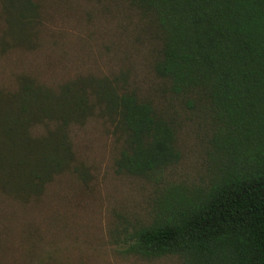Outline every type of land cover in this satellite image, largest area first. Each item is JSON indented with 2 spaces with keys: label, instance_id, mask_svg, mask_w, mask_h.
Listing matches in <instances>:
<instances>
[{
  "label": "trees",
  "instance_id": "16d2710c",
  "mask_svg": "<svg viewBox=\"0 0 264 264\" xmlns=\"http://www.w3.org/2000/svg\"><path fill=\"white\" fill-rule=\"evenodd\" d=\"M134 1L164 33L156 72L175 93L205 92L223 127L209 187L167 200L126 250L178 254L184 264H264V0ZM91 82L54 90L24 76L16 90L0 87L1 193L27 202L40 195L74 160L69 124L100 105L126 132L117 172L147 177L179 159L173 125L149 102Z\"/></svg>",
  "mask_w": 264,
  "mask_h": 264
},
{
  "label": "rangeland",
  "instance_id": "374dc122",
  "mask_svg": "<svg viewBox=\"0 0 264 264\" xmlns=\"http://www.w3.org/2000/svg\"><path fill=\"white\" fill-rule=\"evenodd\" d=\"M163 44L153 13L134 0H0V87L16 90L28 76L54 90L89 80L134 93L173 125L180 153L147 177L117 172L126 132L97 106L69 124L74 160L40 195L27 202L0 192V264H184L178 254L126 250L167 200L200 195L218 174L223 123L205 92L175 93L156 72Z\"/></svg>",
  "mask_w": 264,
  "mask_h": 264
}]
</instances>
